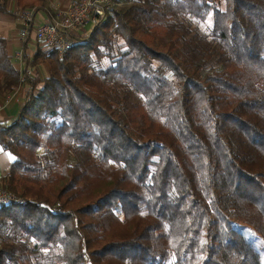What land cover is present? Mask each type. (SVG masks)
Here are the masks:
<instances>
[{
	"label": "trees",
	"instance_id": "1",
	"mask_svg": "<svg viewBox=\"0 0 264 264\" xmlns=\"http://www.w3.org/2000/svg\"><path fill=\"white\" fill-rule=\"evenodd\" d=\"M21 59L0 37V97L27 87L0 123V264H263L238 228L264 243V0H121Z\"/></svg>",
	"mask_w": 264,
	"mask_h": 264
},
{
	"label": "built area",
	"instance_id": "2",
	"mask_svg": "<svg viewBox=\"0 0 264 264\" xmlns=\"http://www.w3.org/2000/svg\"><path fill=\"white\" fill-rule=\"evenodd\" d=\"M116 0H76L66 9L57 10L49 20L36 23L35 10L31 9L22 14V28L18 38L24 42L31 36L40 48L54 49L61 57L76 43L77 33H86L98 26L108 14L111 5H118ZM22 58V56H19ZM15 197L0 188V205L14 202Z\"/></svg>",
	"mask_w": 264,
	"mask_h": 264
},
{
	"label": "crops",
	"instance_id": "3",
	"mask_svg": "<svg viewBox=\"0 0 264 264\" xmlns=\"http://www.w3.org/2000/svg\"><path fill=\"white\" fill-rule=\"evenodd\" d=\"M75 0H47L49 10L31 8L35 12L36 23H42L54 14L57 10L66 9ZM28 9V10H31ZM26 10V11H28ZM9 15L0 13V37L7 41L8 51L13 59V64L17 70L23 71L25 63L23 66V61L21 62V57L26 56L31 58L35 51L40 48L36 43L34 38L31 36L24 42L20 41L18 38V32L22 28V14L24 12H19L17 10L15 2H10L8 5ZM18 24V29L16 26ZM25 45L26 47L24 48ZM20 60V61H19ZM31 76H39L41 79L45 78L49 71V66L47 64H42L31 70ZM43 75V76H40ZM27 92V87H21L18 90L6 95L4 98L0 97V123L10 124L12 123L22 106L23 100ZM0 148V180L6 175L8 168L12 162V157L7 155Z\"/></svg>",
	"mask_w": 264,
	"mask_h": 264
},
{
	"label": "rangeland",
	"instance_id": "4",
	"mask_svg": "<svg viewBox=\"0 0 264 264\" xmlns=\"http://www.w3.org/2000/svg\"><path fill=\"white\" fill-rule=\"evenodd\" d=\"M76 1V0H75ZM116 1H118L117 3L119 4V2H121V0H116ZM112 7H111V9H110V11L108 10L107 11V15H112V9H113V7H114V5L112 4L111 5ZM115 6H117V5H115ZM16 29H18V24H17V26H16ZM86 29H87V31H86V33H77L76 34V39H81V38H83V37H86V36H88L89 34H90V32L88 31L89 29H90V27L89 26H87L86 27ZM200 31H204L203 30V28L202 27H199L198 28ZM20 61V60H19ZM23 60L21 59V62H22ZM23 63V66H24V61L22 62ZM29 69V68H28ZM31 72L32 71H30V75H31ZM40 76H43V75H40ZM8 156H10L9 154H7ZM11 157V156H10ZM1 188V187H0ZM242 233H243V235L246 237V238H248L252 243H253V245L255 246V248L257 249V251L261 254V256L263 257V264H264V243H263V241L256 235V234H254L253 232H251L249 229H247V228H245V227H239L238 228ZM30 246L31 247H33V244H30ZM42 253H44V252H42ZM45 254V253H44Z\"/></svg>",
	"mask_w": 264,
	"mask_h": 264
}]
</instances>
